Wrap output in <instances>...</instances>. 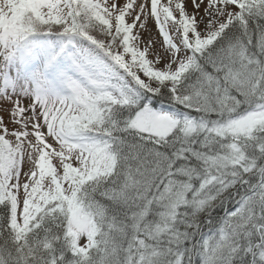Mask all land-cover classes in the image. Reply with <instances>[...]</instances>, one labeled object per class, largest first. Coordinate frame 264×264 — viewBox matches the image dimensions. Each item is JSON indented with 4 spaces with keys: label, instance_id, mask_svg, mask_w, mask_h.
<instances>
[{
    "label": "trees",
    "instance_id": "16d2710c",
    "mask_svg": "<svg viewBox=\"0 0 264 264\" xmlns=\"http://www.w3.org/2000/svg\"><path fill=\"white\" fill-rule=\"evenodd\" d=\"M82 6L86 13L78 10L71 30L66 21L47 25L25 9L22 19L32 14L39 25L25 24L22 32L69 39H98L97 33L110 32L95 9ZM261 10L248 15L245 25L233 20L195 53V65L176 85L185 106L166 87L150 96L151 105L175 106L215 123L264 102ZM114 33L122 42L123 34ZM97 108L98 120L83 126L107 138L116 156L114 169L86 180L71 174L79 205L99 228L94 246L86 255L74 251L69 200L63 197L37 212L18 235L15 203L0 189V264H264V130L234 139L178 126L159 137L130 126L139 106L101 101ZM233 145L240 147L241 157L225 164ZM208 178L217 181L204 186ZM207 236L217 239L205 249Z\"/></svg>",
    "mask_w": 264,
    "mask_h": 264
},
{
    "label": "rangeland",
    "instance_id": "374dc122",
    "mask_svg": "<svg viewBox=\"0 0 264 264\" xmlns=\"http://www.w3.org/2000/svg\"><path fill=\"white\" fill-rule=\"evenodd\" d=\"M82 2L95 9L109 33L70 38L66 52L64 35L22 32L25 24L39 25L32 14L22 19L25 9L47 25L66 21L71 30L79 11L86 13ZM262 8L264 0H0V189L15 203L17 234L26 232L48 203L63 197L69 200L74 251L86 255L94 246L99 228L79 205L71 174L86 180L114 169L116 156L107 138L83 126L101 116V101L139 106L130 126L159 137L178 126L234 139L264 130V102L209 123L175 106H153L150 97L166 87L185 106L176 85L195 65V53L230 22L240 19L238 24L245 25L246 17ZM88 25L94 30V21ZM241 154L239 146H231L224 163L235 164ZM216 181L208 178L203 185ZM216 239L207 236L204 248Z\"/></svg>",
    "mask_w": 264,
    "mask_h": 264
}]
</instances>
